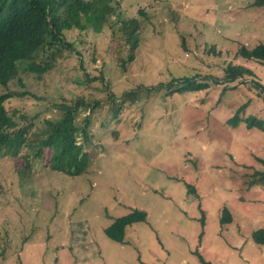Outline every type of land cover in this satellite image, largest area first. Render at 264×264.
<instances>
[{
  "label": "rangeland",
  "instance_id": "rangeland-1",
  "mask_svg": "<svg viewBox=\"0 0 264 264\" xmlns=\"http://www.w3.org/2000/svg\"><path fill=\"white\" fill-rule=\"evenodd\" d=\"M122 1L126 16L147 15L125 70L113 22L115 43L89 30L78 57L63 52L49 72L21 70L7 85L20 97L5 107L35 135L61 119V103L83 101L74 124L87 123V166L74 178L53 171L48 149L30 166L0 158V264H264L253 241L264 230V134L229 125L264 121V66L237 56L264 45V0ZM228 64L254 77L224 84ZM183 78L208 87L176 90ZM134 211L145 220L122 244L109 240L104 230Z\"/></svg>",
  "mask_w": 264,
  "mask_h": 264
},
{
  "label": "trees",
  "instance_id": "trees-1",
  "mask_svg": "<svg viewBox=\"0 0 264 264\" xmlns=\"http://www.w3.org/2000/svg\"><path fill=\"white\" fill-rule=\"evenodd\" d=\"M264 1H259L262 4ZM122 3L125 9L121 12ZM131 2L122 0H0V158H19L21 164L30 166L31 160L41 159L45 149L51 153L50 168L68 177H77L86 170L87 155L82 151L86 139V124L76 125V112L84 106L82 100L70 101L72 107L61 103L57 109L61 111V119L55 122L45 120L38 135L31 131V124H25L26 115L16 110H8L5 101L19 98L20 95L8 92V83L22 70L40 76L49 72L56 57L66 51L78 57L81 52L75 47L83 43L85 33L111 31L115 43L114 25L119 24L118 32L123 39L122 45H128L126 60H121L122 70L125 64L134 60L137 49V34L141 31L140 17L147 15L138 10V16H126L130 13ZM116 24H114V23ZM75 33L73 40L65 38L66 33ZM208 52L213 53L214 48ZM238 58L243 62H257L264 66V45H257L247 50L239 49ZM81 63V62H80ZM25 67L22 69V65ZM254 77L246 67L228 64L224 70V84L233 83L244 77ZM183 78L177 83V89L194 90V81ZM264 92V86L257 83ZM208 85H197L195 89L207 88ZM27 96L26 93L21 94ZM89 109V107H84ZM244 123L247 130L257 129L264 134V121L254 117L246 120L237 116L229 120V125L237 126ZM86 126V127H85ZM83 143H76L79 138ZM22 151L21 154V150ZM264 164V161L262 162ZM258 179L264 180V171L258 173ZM145 213L134 211L129 215L116 219L104 230L105 236L116 243L122 244L128 226L144 221ZM256 244H264V230L253 234Z\"/></svg>",
  "mask_w": 264,
  "mask_h": 264
}]
</instances>
